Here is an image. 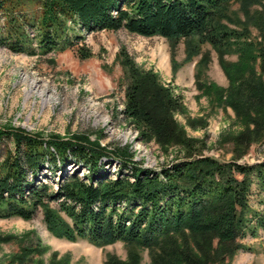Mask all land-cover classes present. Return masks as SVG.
Masks as SVG:
<instances>
[{
    "label": "trees",
    "instance_id": "16d2710c",
    "mask_svg": "<svg viewBox=\"0 0 264 264\" xmlns=\"http://www.w3.org/2000/svg\"><path fill=\"white\" fill-rule=\"evenodd\" d=\"M235 1L246 7L264 2L0 0V48L36 56L77 47L79 58L86 60L92 56L86 34L125 30L165 38L174 57L185 40L190 61L210 44L230 81L226 97L219 88L213 94L244 122L234 144L246 149L264 138V47L241 41L249 34L222 23L226 7ZM259 26L264 39V19ZM231 51L239 63L225 60ZM124 65L131 77L126 118L144 139L156 138L164 146L187 142L174 120L182 110L179 99L157 75L139 71L129 60ZM109 154L86 137L45 138L11 125L0 127V219L32 221L41 211L48 231L58 239L98 247L122 242L148 250L153 264H230L245 248L240 240L253 217L264 230V211L255 212L250 205L254 185L264 195V161L242 165L192 155L156 172L115 152L123 159L112 177L106 169L112 163ZM78 164L86 170L83 177L67 171ZM133 255L129 262L110 256L107 264H140L138 254Z\"/></svg>",
    "mask_w": 264,
    "mask_h": 264
},
{
    "label": "rangeland",
    "instance_id": "374dc122",
    "mask_svg": "<svg viewBox=\"0 0 264 264\" xmlns=\"http://www.w3.org/2000/svg\"><path fill=\"white\" fill-rule=\"evenodd\" d=\"M224 15L222 23L229 29L249 34L241 41L264 47L259 26L264 19V2L246 7L235 1ZM84 43L92 53L86 60L79 58L77 47L36 56L0 48V127L11 125L45 138L81 136L98 142L110 153L112 163L106 169L112 177L123 159L115 152L127 154L133 165L156 172L192 155L220 162L236 160L242 165L264 161V138L246 149L234 144L245 126L236 111L220 104L213 94L214 88H219L226 97L230 81L210 44L203 45L201 54L189 61L185 40L176 47L175 57L165 38H145L125 30L89 33ZM127 60L139 71L157 75L179 99L182 110L175 112L174 120L187 142L164 146L156 138L144 139L136 124L126 118L131 82L124 65ZM225 60L240 62L233 51ZM67 171H79L81 177L86 173L80 164L68 166ZM44 175L55 180L47 170ZM250 205L255 212L264 211V195L257 185L253 186ZM252 221L240 240L245 248L230 264H264V230L254 217ZM23 253L29 254L19 263ZM133 254H138L140 264H153L148 250L122 242L98 247L86 241L58 239L48 231L41 211L32 221L0 219V264H107L110 256L129 262Z\"/></svg>",
    "mask_w": 264,
    "mask_h": 264
},
{
    "label": "built area",
    "instance_id": "2783aa9c",
    "mask_svg": "<svg viewBox=\"0 0 264 264\" xmlns=\"http://www.w3.org/2000/svg\"><path fill=\"white\" fill-rule=\"evenodd\" d=\"M151 168H155V167H151Z\"/></svg>",
    "mask_w": 264,
    "mask_h": 264
}]
</instances>
